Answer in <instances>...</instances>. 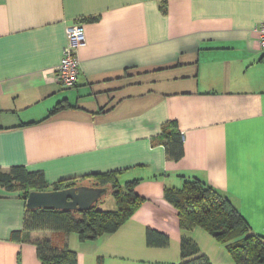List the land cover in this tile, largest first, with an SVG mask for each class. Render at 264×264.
I'll return each mask as SVG.
<instances>
[{"label":"crops","instance_id":"obj_1","mask_svg":"<svg viewBox=\"0 0 264 264\" xmlns=\"http://www.w3.org/2000/svg\"><path fill=\"white\" fill-rule=\"evenodd\" d=\"M260 24L264 0H0V173L96 188L95 175L118 172L142 200L114 233L81 242L25 232L22 192L0 184V264H41L42 241L76 264H178L182 238L210 264H234L203 228L182 230L164 197L193 180L264 238ZM74 25L85 45L76 85L64 88L53 71ZM170 126L182 137L176 161L163 146ZM107 193L115 205L100 209L114 210Z\"/></svg>","mask_w":264,"mask_h":264},{"label":"trees","instance_id":"obj_2","mask_svg":"<svg viewBox=\"0 0 264 264\" xmlns=\"http://www.w3.org/2000/svg\"><path fill=\"white\" fill-rule=\"evenodd\" d=\"M60 107L57 105L54 111ZM162 139L168 158L179 160L183 153L180 132L170 126L162 131ZM117 175L118 172H107L94 176L97 177L96 188L103 189V194L109 189L116 199L114 210H102L97 205L81 212L25 208L22 229L25 232L50 230L75 233L81 242L94 241L102 235L114 233L142 201L132 191L135 182L121 185ZM0 184L20 190L23 202L31 191L45 192L75 186L63 181L49 188L41 172H29L22 167H13L7 174L0 173ZM164 197L176 210L182 230L203 228L225 246L234 264H264V238L252 233L230 202L211 187L197 180L187 181L179 190L166 191ZM150 234L148 232V238ZM37 253L41 264H76L73 251L67 247L56 249L48 241L37 244ZM180 257L178 264H210L200 254L196 244L187 238L180 240Z\"/></svg>","mask_w":264,"mask_h":264},{"label":"water","instance_id":"obj_3","mask_svg":"<svg viewBox=\"0 0 264 264\" xmlns=\"http://www.w3.org/2000/svg\"><path fill=\"white\" fill-rule=\"evenodd\" d=\"M102 194L103 189L84 185L45 192L31 191L25 199V208L81 212L89 210Z\"/></svg>","mask_w":264,"mask_h":264},{"label":"built area","instance_id":"obj_4","mask_svg":"<svg viewBox=\"0 0 264 264\" xmlns=\"http://www.w3.org/2000/svg\"><path fill=\"white\" fill-rule=\"evenodd\" d=\"M257 44L264 54V24L255 28ZM66 45L62 49L59 64L53 71L55 82L64 88H73L79 74L77 49L85 45V35L80 26L74 25L66 29Z\"/></svg>","mask_w":264,"mask_h":264},{"label":"rangeland","instance_id":"obj_5","mask_svg":"<svg viewBox=\"0 0 264 264\" xmlns=\"http://www.w3.org/2000/svg\"><path fill=\"white\" fill-rule=\"evenodd\" d=\"M109 191V189H108ZM105 200V204L103 203ZM109 205H111V207H113V205H115V201L109 196V194L107 192H105L101 197L99 202L97 203L98 208H103V209H108V207H110Z\"/></svg>","mask_w":264,"mask_h":264}]
</instances>
